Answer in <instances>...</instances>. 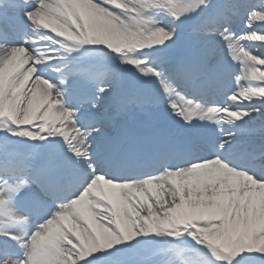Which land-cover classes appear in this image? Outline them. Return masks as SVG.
Segmentation results:
<instances>
[{
	"label": "snow or ice",
	"instance_id": "snow-or-ice-1",
	"mask_svg": "<svg viewBox=\"0 0 264 264\" xmlns=\"http://www.w3.org/2000/svg\"><path fill=\"white\" fill-rule=\"evenodd\" d=\"M0 264H264V0H0Z\"/></svg>",
	"mask_w": 264,
	"mask_h": 264
}]
</instances>
